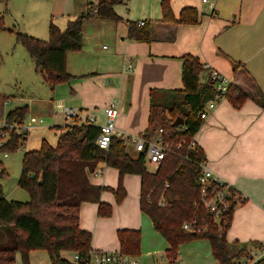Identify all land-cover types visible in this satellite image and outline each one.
Returning a JSON list of instances; mask_svg holds the SVG:
<instances>
[{
  "label": "crops",
  "instance_id": "1",
  "mask_svg": "<svg viewBox=\"0 0 264 264\" xmlns=\"http://www.w3.org/2000/svg\"><path fill=\"white\" fill-rule=\"evenodd\" d=\"M119 1L114 10L121 20L90 17L85 21L83 48L68 53L67 71L75 78L58 85L57 93L63 86L69 91L67 97L58 99L57 96L60 113L64 114L65 108L61 102L68 100L82 121L94 117L96 125L101 126L106 123V108L118 101L117 129L127 135H139L149 127L151 91L184 89V56H196L203 66L208 65L231 79L233 84L249 94V98L240 107H235L230 97L221 102L204 122L194 141L205 152L207 167L246 199L234 210L227 239L237 242L236 254L243 247L248 248L250 257L246 263H257L264 258V249L259 247L264 246V0H210L215 3L214 9L203 0H170L176 19L180 18L184 8H196L200 14L197 25L161 23L162 0ZM19 2L25 3L26 7L17 13ZM13 3L15 11L10 10ZM97 3L98 0H8L7 16L15 12L19 16L15 21L20 25L30 12L33 23H41V27L35 29L41 35L32 31L36 24L29 28L25 23L27 33L17 27H6L5 32L13 34L16 31L45 38V31L49 33L51 23L65 31L69 22L89 14ZM130 21L138 25L142 21L153 22L152 42L130 40ZM17 45L10 47L9 50L14 52L10 54L9 51L8 55L14 57L18 52L24 55ZM32 61L36 71V64ZM234 63L244 67L235 73ZM208 78L209 73L205 71L201 81L207 83ZM57 127L64 126L58 125L55 129ZM56 130L58 142L60 131ZM89 180L93 185L117 189L119 172L106 163H100L89 175ZM123 184L127 196L120 205H117L111 191L106 190L101 195V202L113 206L110 218L99 216L98 203L81 206V228L92 233L94 250L118 252L119 230L142 231L145 228L147 216L140 208L141 177L126 175ZM131 188L138 194V201L132 209L127 204ZM151 224L153 227L152 221ZM149 231L152 245L156 248L159 246V233L156 230L152 232L150 228ZM168 247L167 243L166 250ZM30 259L31 264H51L49 255L37 252H33ZM16 261L21 264V253L17 254ZM179 261L180 258L178 264ZM195 264H199V260Z\"/></svg>",
  "mask_w": 264,
  "mask_h": 264
},
{
  "label": "trees",
  "instance_id": "2",
  "mask_svg": "<svg viewBox=\"0 0 264 264\" xmlns=\"http://www.w3.org/2000/svg\"><path fill=\"white\" fill-rule=\"evenodd\" d=\"M8 0H0L7 13ZM119 0H98L89 14L68 23L65 31L55 24L49 26L48 40L14 32L18 44L23 45L29 56L35 60L36 71L42 73L45 83L54 90L56 86L71 82L75 76L67 71V55L83 48L84 24L90 17L119 21L114 7ZM161 23L176 25H197L200 14L196 8H184L176 19L170 0H162ZM97 10V14L94 11ZM153 22L139 26L128 22L129 39L151 43ZM7 31L5 16L0 9V32ZM183 90H152L150 96V117L147 133L154 134L162 128L170 138L171 150L162 164L151 172L144 155L133 157L130 144L122 137H114L110 148L102 150L97 143L100 128L75 120L72 125L57 127L60 131L57 145L53 147L43 141L39 150L26 152L23 159L19 186L30 195L27 203L6 199L0 185V264H15L21 253L22 263L31 264L30 255L35 251H46L51 264H71L62 257L63 252H73L82 257L81 264L92 250V233L81 228L80 212L84 203H98L99 216L110 217L113 207L101 202L103 192L111 191L118 204L127 196L123 181L126 175L141 177V211L151 219L154 229L167 241L166 256L172 264H178L183 244L196 240L210 242L217 264L246 263L250 257L248 248L243 247L235 256L229 252L227 232L231 226L236 204H232L225 223L218 226L202 202L199 191L200 163L205 152L194 143L190 147L204 122L200 112L207 102L214 98L211 84L202 83L205 72L200 59L193 55L183 58ZM244 66L234 63L236 73ZM249 94L235 84L231 87L230 100L240 107ZM264 103V95L262 94ZM264 107V104H263ZM29 114L24 106L10 111L5 122L21 126ZM183 118L184 126L173 127L177 118ZM187 128V129H186ZM0 156L14 153L24 147L29 133L24 130L2 128ZM100 163H106L119 172L117 189L93 185L89 175ZM8 175L0 160V180ZM164 202V205H161ZM246 199L242 203H245ZM185 224H192V230H185ZM120 252L136 258L141 254L142 232L140 230H119ZM264 249L263 245L259 246ZM255 264H264V258Z\"/></svg>",
  "mask_w": 264,
  "mask_h": 264
},
{
  "label": "rangeland",
  "instance_id": "3",
  "mask_svg": "<svg viewBox=\"0 0 264 264\" xmlns=\"http://www.w3.org/2000/svg\"><path fill=\"white\" fill-rule=\"evenodd\" d=\"M15 7L16 6L14 3L12 6L10 4L11 11H15ZM25 7V3L19 2L16 7V12H22L25 10ZM32 8L34 9L33 6ZM0 9L2 12L5 11V7H3V5H1ZM4 16L5 26L7 28L14 29L17 27L18 30L20 29L19 31L27 33L28 30L25 28V25L26 27L30 28L36 24L37 26H34V30L32 31L38 35H41L40 32L35 31V29L41 27V23H33L34 21H32V15L30 12L28 13L26 21H21L20 19V25H18L15 21V19H19V16L15 14V12H13V14L11 13V15L9 14L8 16L6 13H4ZM46 27L47 23L44 24V29H46ZM44 37L45 38H36L48 40L49 33L45 31ZM17 44L18 43L15 41L14 33L11 34L9 32H0V123L7 124L5 120L7 114L10 111L28 105L29 114L25 121V125L29 128V135L23 148L17 150L14 153H9L8 157L6 158L4 157V154L0 156V160L3 162L4 168L8 173L5 178L0 180V185L3 188L7 200L27 203L30 201V195L25 189L19 186L24 155L26 152L40 149L44 140L52 146L57 145V130L55 127L58 125H66L65 115L60 113V109L58 107L60 102H57V96L58 99L65 96L67 97L69 91H67L68 89L66 86L58 89V93L57 88L59 86H57L54 91L51 90L50 87L45 83L42 73H37L35 71V65L32 61L34 59H31L26 48L23 45ZM12 45L20 46L19 48L23 50L24 55L19 52L16 53L14 57L8 55V52L10 51L9 49ZM12 52L14 51L11 50L9 53L12 54ZM201 82L204 83L203 81ZM3 96H7L9 99L5 100ZM61 104L68 108H74L72 106L73 104H70L68 100H64L61 102ZM33 118L36 120V123L32 125L31 119ZM129 152L133 157L138 156V153L131 145ZM147 166L149 171H155V168L152 165L147 164ZM128 198L129 201L127 204L129 208L132 209L136 200L138 201V194H136L131 188ZM243 204L244 203L239 202L236 208ZM117 205L120 204L117 203ZM116 213H118V211ZM144 222L145 228L141 231L143 235L141 254L134 259H136L138 264H172L166 256V241L157 233L159 238V246L154 248L152 245L153 241L150 240L149 235V232H151L149 231V228L150 230H153L152 232H154V227H152L151 221L148 217L145 218ZM236 245H238L237 242L229 241V252L232 254V256L236 255L238 248ZM35 252L44 254V256H48L46 251ZM62 256L71 264H75V254L73 252H63ZM162 257H164V260H162ZM179 258V264H195L198 260L199 264H216L212 255L210 242L201 239H196L183 244L180 248ZM15 264H18V262L16 261ZM247 264L250 263L248 262Z\"/></svg>",
  "mask_w": 264,
  "mask_h": 264
},
{
  "label": "built area",
  "instance_id": "4",
  "mask_svg": "<svg viewBox=\"0 0 264 264\" xmlns=\"http://www.w3.org/2000/svg\"><path fill=\"white\" fill-rule=\"evenodd\" d=\"M203 3L209 4L213 9L215 8L214 1L203 0ZM97 10L94 14H97ZM145 22H140L139 26H144ZM132 67L129 69L131 70ZM204 71L209 73L207 83L211 84L215 91L213 99L209 100L206 106L200 112V118L203 122L207 121L210 115L217 109L218 105L227 100L231 95V87L233 82L227 76L219 72L218 70L212 69L208 65H204ZM64 115L66 118V125H72L76 119L83 123L78 112L74 108H64ZM119 115V102L114 101L105 110L106 123L98 126L100 128V135L97 139L98 146L107 151L110 148L112 139L116 137H122L134 148V150L141 155H144L146 163L152 165L157 169L166 156L172 152L170 138L166 137L162 128L158 129L154 134L144 132L139 135H127L119 131L116 127V120ZM32 125L36 123V120L31 119ZM86 123L90 125L96 124L94 117L89 118ZM2 128H7L10 131L14 129L24 130L29 133V128L26 127L25 123L21 126L8 125L0 123V136L4 139H8V135L1 133ZM187 129V128H186ZM195 138L192 140L190 147L194 146ZM1 145V144H0ZM5 157L8 154L4 155ZM201 175L199 177V191L203 204L207 208L208 212L213 216L218 226L225 223L227 213L229 212L232 204L243 202L244 198L237 192L229 183L223 180L220 176L212 172L206 164V161L200 163ZM101 173V171H99ZM161 202V205H164ZM185 230H192V224H185ZM82 257L78 254L74 256L75 264H81ZM85 264H137L136 260L132 257L123 255L120 251L111 252L104 250H90ZM247 264V263H241Z\"/></svg>",
  "mask_w": 264,
  "mask_h": 264
},
{
  "label": "water",
  "instance_id": "5",
  "mask_svg": "<svg viewBox=\"0 0 264 264\" xmlns=\"http://www.w3.org/2000/svg\"><path fill=\"white\" fill-rule=\"evenodd\" d=\"M184 124H185L184 119L181 118V117H179V118H177V119L174 121V123H173V127L176 128V127L184 126Z\"/></svg>",
  "mask_w": 264,
  "mask_h": 264
}]
</instances>
